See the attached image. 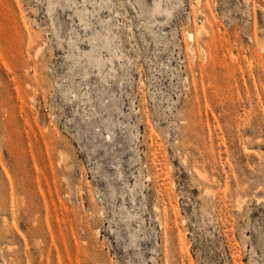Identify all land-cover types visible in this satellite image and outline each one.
I'll list each match as a JSON object with an SVG mask.
<instances>
[{
	"label": "rangeland",
	"instance_id": "1",
	"mask_svg": "<svg viewBox=\"0 0 264 264\" xmlns=\"http://www.w3.org/2000/svg\"><path fill=\"white\" fill-rule=\"evenodd\" d=\"M0 264H264V0H0Z\"/></svg>",
	"mask_w": 264,
	"mask_h": 264
},
{
	"label": "bare ground",
	"instance_id": "2",
	"mask_svg": "<svg viewBox=\"0 0 264 264\" xmlns=\"http://www.w3.org/2000/svg\"><path fill=\"white\" fill-rule=\"evenodd\" d=\"M156 8H157V7H156ZM158 9H159V7H158ZM154 10H155V9H154ZM156 10H157V9H156ZM156 10H155V11H156ZM107 42L110 43V39H109V37L107 38ZM110 44H111V43H110ZM39 50H40V48H39ZM110 70L113 71V68L110 67ZM61 160H62L63 162L66 161V160H65V157H64L63 155L61 156ZM197 172L201 175L200 170H198ZM197 172H196V173H197ZM202 174H203V173H202ZM206 194H207V193H206Z\"/></svg>",
	"mask_w": 264,
	"mask_h": 264
}]
</instances>
